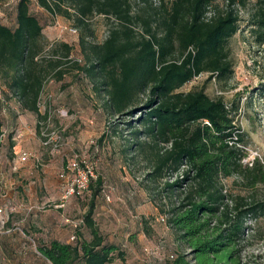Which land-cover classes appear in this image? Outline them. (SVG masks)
I'll return each mask as SVG.
<instances>
[{
  "label": "trees",
  "instance_id": "1",
  "mask_svg": "<svg viewBox=\"0 0 264 264\" xmlns=\"http://www.w3.org/2000/svg\"><path fill=\"white\" fill-rule=\"evenodd\" d=\"M38 1L51 10L46 0ZM213 1L169 0L131 14L129 0H71L79 23L94 11L118 21L100 44L89 46L87 66L81 70L96 91L106 94L105 107L111 114L140 112L138 123L151 147L157 148L149 176L162 177L166 170L176 175L186 168L183 177L165 182L158 192L168 189L170 227L188 249L175 258L167 257L171 264H236L234 254L245 221L264 213V199L238 197L225 202L220 183L238 170L249 174L258 167L257 163L253 167L241 164L244 154L237 143L242 138L234 123L239 101L227 104L223 96L211 97L203 88L180 90L202 73L220 81L231 74L227 42L239 29V16L232 6L237 1L244 5L246 0H227V10L207 17ZM13 10V26L0 22V82L22 111L37 113L47 74L37 60L42 25L30 13L29 0H17ZM246 26L253 44L264 45V6L250 15ZM61 47L67 56L70 46ZM59 63L48 61L50 68ZM61 76L57 72L56 78ZM259 92L264 97V83ZM1 137L0 121V147ZM160 144L167 148L162 151ZM97 182L101 184L99 178ZM257 182L264 183L261 170L251 176L250 184ZM181 187L186 188L182 193ZM82 223L90 240L72 245L54 239L37 246L39 254L49 264L109 263L116 247L104 243L92 218V204Z\"/></svg>",
  "mask_w": 264,
  "mask_h": 264
},
{
  "label": "rangeland",
  "instance_id": "2",
  "mask_svg": "<svg viewBox=\"0 0 264 264\" xmlns=\"http://www.w3.org/2000/svg\"><path fill=\"white\" fill-rule=\"evenodd\" d=\"M16 1L2 0L1 23L13 26ZM46 1L51 10L43 7L38 0H29L30 13L42 25V49L37 60L47 72L37 101L38 111L26 112L22 119L17 118L15 125V129L28 130L33 140H29L24 148L31 154L30 159L38 162L35 169L40 175L27 181L29 186H36L38 190L39 185H42L38 193L37 218L47 224L51 222L57 225L60 233L66 235L65 240L74 245L78 240L91 239L82 220L92 204V218L104 243L116 247L107 264H171L172 260H165L169 255L175 258L180 252H188V249L176 239L170 227L168 189L161 195L158 192L165 187V182L183 177L186 168L176 175L166 170L162 177L149 176L153 168V153L157 148L151 147L143 125L138 123L140 112L128 116L111 114L105 107L106 94L102 90L96 91L94 83L81 70L87 66L89 46L100 44L118 21L115 17L94 11L83 17V23H79L77 18L80 15L71 0ZM129 2L132 5L131 14H135L148 10L149 6L157 7L162 2L168 4L169 0ZM54 3L58 4V8L54 7ZM259 6H264V0H246L244 5L237 1L232 6L239 16V29L227 42L232 62V71L227 80L209 78L208 73H202L180 90L185 92L203 88L211 97L223 96L227 104L239 101L234 123L242 138L237 143L244 154L241 164L253 167L257 163V170L254 171L264 172V97L259 92L264 83V45L253 44L246 26L250 15ZM227 8V0H214L206 15L213 16L217 11L222 12ZM136 29L139 30V27ZM63 44L70 46L67 56L61 49ZM50 60L60 63L50 68ZM57 72L62 74L60 79L56 78ZM14 100L0 82V121L4 134L1 137L0 166L1 172H7V177L15 181L12 173L22 171L24 167L20 165L16 171L11 169L9 136L13 133L9 132V120L5 117L11 115ZM40 126L47 127L48 131H53L59 137L61 145L58 150L51 151L41 145L38 137ZM159 147L162 151L167 148L164 144ZM74 156L90 166L95 177L86 191L66 199L63 201L64 206L57 209L54 206L61 203L63 184L59 173ZM254 171L248 174L238 170L220 179L222 191L226 195L225 202L238 197L264 199V183L250 184ZM42 175H47V178H41ZM98 178L101 184H98ZM97 188L100 191H96L93 196ZM185 189L181 187L179 191L182 193ZM104 193L110 196L109 202L105 200ZM13 202L28 203V199L18 192ZM23 216L24 229L27 231V224L31 220L29 216L18 213L14 219ZM66 219L79 224L77 229L70 227ZM244 226V233L237 241L234 254L236 264H264V213L248 217ZM28 230L35 237V246L38 248L60 237L46 229ZM71 234L74 235L73 240L69 239ZM21 245L18 244L20 249ZM156 247L158 254L148 257L143 254L144 248L155 251ZM3 264L49 263L28 248L25 260Z\"/></svg>",
  "mask_w": 264,
  "mask_h": 264
},
{
  "label": "crops",
  "instance_id": "3",
  "mask_svg": "<svg viewBox=\"0 0 264 264\" xmlns=\"http://www.w3.org/2000/svg\"><path fill=\"white\" fill-rule=\"evenodd\" d=\"M11 111L12 112L10 113L11 114L10 116L5 115V117L9 120L8 130L10 133H13L11 134V136H9L10 149L12 148L11 150L12 156L10 160H12L14 156V152L19 151V150L27 151L24 148V146H27V142L29 140H32L31 133H28V130L15 129V125L17 124V118L22 119L26 111H22L19 108L17 101L15 100L13 101V106L11 107ZM14 131L16 133H14ZM35 161L33 159H30L29 157L27 162L22 164L24 167L22 171L12 173L13 178L16 179L15 181L10 180L7 177V172L5 171L1 172L2 183L0 184V193L2 194L0 195V206H4L6 208L8 224H11L13 222H20L22 230H25L24 229V219H25L24 216L20 219H14V216H18V213H21L31 218V220L29 221L30 224L29 225L27 224L28 228H31L32 230H37V228H41V229H46L49 232L57 233L59 234L60 237L56 238V240L61 241L63 243H69L68 240H65L66 235L60 233L59 229L57 228V225L51 222L47 224L45 222H42L40 218H37L36 212L37 211L39 212V207L37 206L38 204L37 200L40 198L38 193L40 190H42L41 188L42 185H39V190H38L36 186L31 187L28 185L29 183L27 182L28 179H30L31 177L38 178V176L40 175L37 172V169H35L38 166L36 164L38 163L37 160ZM0 171H1V166H0ZM42 172L47 173L46 170H42ZM43 177L44 179H46L47 175H42L41 178ZM22 181H25L26 184L25 182L23 184ZM16 189H18V191H16ZM18 192H20L22 196L27 197L28 203L13 202L15 198V193H18ZM60 204H57L54 207L58 209L64 206V204L63 206H60ZM29 208L31 209L28 212ZM69 221L70 222L68 223V225L75 230V228H77L79 224L77 225V227H74L73 226L74 222H72L71 220ZM28 228H27V231L26 230H25L26 232L23 231L22 234L14 233L11 235H0V259L2 260L3 263L5 262L11 263L15 260H25L26 250H28V248H31V250L36 255L41 256L35 252L37 250L35 246L36 240H35V237L32 235V233H29L31 231L28 230ZM72 235L73 234H71L70 237ZM18 244H22L21 245L22 251L18 247Z\"/></svg>",
  "mask_w": 264,
  "mask_h": 264
},
{
  "label": "built area",
  "instance_id": "4",
  "mask_svg": "<svg viewBox=\"0 0 264 264\" xmlns=\"http://www.w3.org/2000/svg\"><path fill=\"white\" fill-rule=\"evenodd\" d=\"M197 78V76L195 77ZM38 137L40 139L41 145L47 148H50L51 151H56L61 145V141L57 135L54 134L53 131H48L47 127L40 126L38 131ZM30 154L25 150H19L14 152V156L11 160V169L12 171H16L18 167L27 162ZM70 175V177H68ZM59 177L61 178L62 184V196H61V204L63 206V201L74 196L75 194L86 191L89 188V184L92 178H94L93 170L90 166L81 163L77 160V157L74 156L70 159L65 165L64 169L59 173ZM2 183V174L0 171V184ZM104 198L107 202L110 201V196L107 193H104ZM31 208H29L28 212ZM160 220L163 221L161 217ZM69 223V219L65 220ZM78 224H74V227H77ZM14 233L22 234L23 230L20 222H13L8 224V217L6 215V208L4 206H0V235H11ZM71 240L74 239V235L70 237ZM37 254L39 252L35 251ZM145 256H151L154 254H158V248H155V251L149 250L148 248H144ZM40 255V254H39ZM174 255H169L168 258H173Z\"/></svg>",
  "mask_w": 264,
  "mask_h": 264
}]
</instances>
